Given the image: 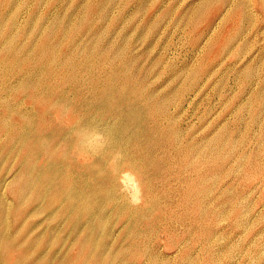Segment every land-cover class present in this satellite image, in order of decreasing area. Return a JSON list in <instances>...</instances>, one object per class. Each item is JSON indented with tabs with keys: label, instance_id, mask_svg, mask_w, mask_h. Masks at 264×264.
Here are the masks:
<instances>
[{
	"label": "rangeland",
	"instance_id": "374dc122",
	"mask_svg": "<svg viewBox=\"0 0 264 264\" xmlns=\"http://www.w3.org/2000/svg\"><path fill=\"white\" fill-rule=\"evenodd\" d=\"M0 81V213L44 264H264V0H0ZM81 96L102 122L131 117L121 147L96 127L102 152L67 147ZM47 160L92 212L47 222L58 189L23 182Z\"/></svg>",
	"mask_w": 264,
	"mask_h": 264
},
{
	"label": "bare ground",
	"instance_id": "6f19581e",
	"mask_svg": "<svg viewBox=\"0 0 264 264\" xmlns=\"http://www.w3.org/2000/svg\"><path fill=\"white\" fill-rule=\"evenodd\" d=\"M112 61V60H111ZM124 70V69H123ZM125 71V70H124ZM123 71V72H124ZM127 74V73H126ZM110 76H111V78L114 80V82H115V84L116 83H118L119 81H118V76L120 75V73H119V71L117 72V71H114V69L111 71V73L109 74ZM68 79V78H67ZM43 80V79H42ZM53 80V79H52ZM31 81V80H30ZM40 81V80H39ZM39 81H38V84H39ZM1 82V81H0ZM59 82V81H58ZM29 83V82H28ZM42 83V82H41ZM40 83V84H41ZM26 84V86H27V83H25ZM29 85V84H28ZM72 85H74V84H72ZM25 86V87H26ZM32 86V85H31ZM30 86V87H31ZM35 86V85H34ZM37 86V85H36ZM70 86V85H69ZM82 86V85H81ZM1 87V86H0ZM22 87V86H21ZM42 87V86H41ZM49 86H47V88H48ZM51 87H53V86H51ZM60 87V86H59ZM3 88V87H2ZM7 88V87H6ZM20 88V87H19ZM23 88V87H22ZM21 88V89H22ZM33 88V87H32ZM38 88V87H37ZM43 88V87H42ZM44 88H46V87H44ZM43 88V89H44ZM46 88V89H47ZM68 88V87H67ZM15 89V88H14ZM29 89V88H28ZM27 89V90H28ZM39 89V88H38ZM49 89V88H48ZM51 89V88H50ZM87 88H85L84 89V91L86 90ZM40 90H41V88H40ZM45 90V89H44ZM65 90V89H64ZM70 90V89H69ZM74 90V89H73ZM19 91V90H18ZM26 91V90H25ZM39 91V90H38ZM83 91V92H84ZM42 92H44L43 90H42ZM50 92V91H49ZM73 92V91H72ZM16 93H18V92H16ZM15 93V94H16ZM37 93V92H36ZM35 93V94H36ZM74 93V92H73ZM72 93V94H73ZM30 94V93H29ZM47 94V93H46ZM76 94V93H75ZM37 95V94H36ZM43 95V94H42ZM38 97L40 96V94L39 95H37ZM47 96V95H46ZM86 96H87V94H86ZM60 97V96H59ZM58 97V99L56 100V102H63V107L65 106L64 104V102L66 101V100H62V99H66V98H64V96L63 95H61V98L62 99H60ZM68 97H69V93H68ZM74 97V96H73ZM76 97V96H75ZM2 98V97H1ZM71 98V97H70ZM35 99V98H34ZM51 99V98H50ZM67 99H69V98H67ZM1 100V99H0ZM9 101V100H8ZM14 101V100H13ZM15 102V101H14ZM124 102V101H123ZM69 103V102H68ZM68 103H67V105H68ZM8 106H9V104L8 103H6ZM80 107H81V115H80V123H79V125L77 126V129H74V128H76V127H73L71 130H74L75 132V135L74 136H72V138H69L68 140H66L67 142H68V145H67V147L68 146H71L70 144H73V146L74 145H76V147L78 148V150H79V152H80V154L82 153V154H85V156L87 155V157L92 153V152H96V153H98V152H102L104 149H102V147L100 146V147H97V148H95V149H93V141H94V136L95 135H92V129H93V127H96V128H98V129H102V130H104V128H105V131L107 132V133H109V135H110V142H111V144H116V146H119V147H121L122 146V141H120V140H118V133H119V130H120V128L123 126V124H125L129 119H131V117L130 116H124V117H119V116H117V117H115L116 119H119L120 120V123L121 124H118V125H112V124H109V123H107V122H102L101 120H100V118L99 117H91V115L89 116L88 115V110H89V108H88V106H89V104H90V102H89V100L87 99V98H85V97H80ZM124 104V103H123ZM6 105V106H7ZM15 105V104H14ZM13 105V106H14ZM69 105H72V104H69ZM68 105V106H69ZM54 107H55V105H54ZM7 108V110H8V107H6ZM14 109V108H13ZM10 110V109H9ZM64 110V109H63ZM140 110V107L136 110V111H139ZM79 111H80V109H79ZM12 112V111H11ZM10 112V114H13V112L11 113ZM66 113V112H65ZM8 115V114H7ZM36 115H37V113H36ZM37 117V116H36ZM28 119V118H27ZM27 119H25V120H27ZM30 120V119H29ZM34 120V119H33ZM31 121V120H30ZM24 123H26V122H24ZM31 122H27V124H25V125H23V126H21V129L20 130H18V132L16 133V138L19 136V135H21L20 136V138H21V140H23V141H25V138L27 137V133H26V131L28 130V128L29 127H31V124H30ZM33 123V122H32ZM36 123V122H35ZM59 124V123H58ZM35 126V125H34ZM74 126V125H73ZM76 126V125H75ZM36 127V126H35ZM44 130V129H43ZM66 131V130H65ZM64 131V132H65ZM7 132H8V130H7ZM6 132V133H7ZM10 132V131H9ZM34 132V131H33ZM32 133V132H31ZM39 134V133H38ZM33 136H32V141H34L35 142V144H37V143H39L38 144V147H39V153L37 152V154L38 155H40L42 152H43V149H44V146L45 145H49V143H48V141L50 140L47 136H42V135H34V134H32ZM58 135V134H57ZM73 135V134H72ZM59 136V135H58ZM53 137V136H52ZM61 137V136H60ZM63 137H64V134H63ZM70 137V136H69ZM31 138V137H30ZM52 139V138H51ZM14 140H15V138H13V142H14ZM20 140V141H21ZM29 140V139H28ZM22 142V141H21ZM20 142V143H21ZM33 142V143H34ZM64 142V141H63ZM19 143V144H20ZM45 143H48V144H45ZM66 143V142H65ZM45 144V145H44ZM57 144V143H56ZM61 144V143H60ZM26 146V145H25ZM33 146H34V144H33ZM17 147V146H16ZM19 147V146H18ZM24 147V146H23ZM47 146H45V148H46ZM49 147V146H48ZM36 148V147H35ZM17 150V149H16ZM23 150V149H22ZM32 150H34L33 148H32ZM98 150H100V151H98ZM37 151V150H36ZM45 151H47V149H45ZM71 151V150H70ZM76 151V150H75ZM77 152V151H76ZM65 153H66V151H65ZM13 154H15V153H13ZM28 154V153H27ZM76 154V153H75ZM79 154V155H80ZM33 155H36V152H35V154H33ZM71 155L73 156V154L71 153ZM78 155V154H77ZM27 156H29V155H27ZM43 156V155H42ZM39 157V156H38ZM64 157V156H63ZM65 157H66V155H65ZM81 157H83V156H81ZM34 158H37V157H34ZM86 158V157H85ZM85 158H83V159H85ZM2 159V158H1ZM24 159V158H23ZM41 159V158H40ZM47 159H49V156L47 157ZM131 159V158H130ZM60 159H58V161H59ZM27 161V160H26ZM39 161V160H38ZM56 161V160H55ZM54 161H49V160H47L46 161V164L43 166L42 165V167H41V169L40 168H37V165H31L30 167H28V168H26V172L28 173V176H27V178H24V184H25V186L27 187V189L28 190H32V188L35 186V184L39 181V179H41L37 184H40L41 185V183H46V190H47V192H51V191H54L55 190V188H57L58 189V196H59V198H58V201H59V203L61 204L60 205V207L61 206H64V207H61V208H55L54 206H53V208H50L51 209V211H53L52 213H51V216H50V218L47 220V222L49 221V220H55L56 218H63V217H61V216H64V217H66V216H68V212H69V209L71 208V203L73 204L76 200L78 201V200H80V201H82V203H83V208L81 209V211H88V213H89V211H91V210H93V208L91 207L90 208V206H89V203H91V200H86V198H85V195H84V193L82 192H80V191H82V188L78 185V183H77V181H75L74 182V180H73V183L72 184H67V182H68V179L66 180V178H63V179H61V174H62V172L59 174V172L57 173V169L58 168H55L54 170H53V163ZM22 163V162H21ZM27 163H29V160L27 161ZM44 163V162H43ZM56 163V162H55ZM67 163V162H66ZM69 163V162H68ZM101 163H103V159H100V164ZM25 164H26V162H25ZM57 164V163H56ZM71 164V163H70ZM65 165V164H64ZM58 166H60V165H58ZM131 166H134V164L131 162ZM25 167H27V166H25ZM40 167V166H39ZM66 167V166H65ZM67 168V167H66ZM76 168H77V165H76ZM84 168V167H83ZM82 169V168H81ZM64 170V169H63ZM73 170V172H74V169H72ZM85 170H86V168H85ZM48 171H52V173H47ZM78 171V170H77ZM84 171V170H83ZM25 172V173H26ZM64 172H65V170H64ZM66 173V172H65ZM88 173V172H87ZM76 174V173H75ZM78 174V173H77ZM76 174V175H77ZM74 175V174H73ZM79 175H81V174H79ZM21 177H22V174H21ZM84 177H86V175L84 176ZM75 178V177H74ZM83 178V177H82ZM19 179H20V175H19ZM80 179V178H79ZM75 180H77V179H75ZM84 180V179H83ZM82 180V181H83ZM88 180H89V178H88ZM17 181H18V179H17ZM81 181V182H82ZM60 183V186L58 185V183ZM57 183V184H56ZM36 184V185H37ZM80 184V183H79ZM83 184H85L84 182H83ZM40 185L38 186V188H37V190L39 189V187H40ZM99 185V184H98ZM100 186V185H99ZM78 188H79V190H78ZM88 189V188H87ZM90 189V188H89ZM83 191H84V189H83ZM87 191V190H86ZM38 193H37V196H35V198L33 199L34 200V204H36L37 202H39L42 198H46L47 196H49V193H43L42 191H37ZM52 193V192H51ZM54 194V193H53ZM86 194V193H85ZM20 195H22V194H20ZM23 197H24V195H23ZM23 199V198H22ZM60 199V200H59ZM79 202V201H78ZM77 202V203H78ZM99 202V201H98ZM80 203V202H79ZM54 205V204H53ZM101 205V204H100ZM95 207V206H94ZM77 208V207H76ZM75 208V209H76ZM121 207H119V209H120ZM74 209V210H75ZM126 209V208H125ZM2 211V210H1ZM123 211V210H122ZM152 211V210H151ZM155 210H153L152 212H154ZM37 212H39V209L37 208ZM92 212V211H91ZM2 213H4V212H1L0 214H2ZM61 213V214H60ZM78 213H79V211H78ZM137 213H139V212H137ZM72 214H74V213H72ZM102 214V213H101ZM79 215V214H78ZM77 215V216H78ZM88 214H87V212H86V216H87ZM122 215V214H121ZM2 216H4L3 214L0 216V240H1V242L2 241H5L4 243L2 242V244H6L7 245V247H10V248H12V250H16V251H19L20 252V256H18L17 257V259L15 260V262L13 263V264H44L45 263V259H46V256L43 258V255H42V253H35L36 252V250H33V249H38V248H34V246H33V244L31 243V244H27V242L26 241H28L27 239H26V236L24 235V237H21V239H19L18 241L12 236V235H14V234H12V233H10V235H8V225H9V221H8V223H7V220L8 219H5L4 217H2ZM82 217V216H81ZM103 217H104V215H103ZM157 217V216H156ZM26 218V217H25ZM73 218V217H72ZM72 218H71V220H72ZM139 215H134L133 217H132V220H131V225L135 222V220L137 219V220H141V218H139ZM163 218V217H162ZM98 219V218H97ZM158 219V218H157ZM68 220V219H67ZM160 220V219H159ZM62 220H60V222H61ZM99 222H100V219L98 220ZM102 221V220H101ZM142 221V220H141ZM144 221V220H143ZM58 222V221H57ZM84 222V221H83ZM23 223V222H22ZM21 223V224H22ZM74 223V222H73ZM129 223V222H128ZM139 223V222H138ZM11 224V223H10ZM67 224V223H66ZM98 224V223H97ZM100 224V223H99ZM103 224V223H102ZM73 225V224H72ZM79 225V224H78ZM138 226H139V224H137ZM55 226V225H54ZM100 226V225H99ZM103 226V225H102ZM135 226V225H134ZM53 227V226H52ZM51 227V228H52ZM104 227V226H103ZM102 227V228H103ZM10 228H11V226H10ZM50 228V229H51ZM58 228V227H57ZM56 228V229H57ZM100 228V227H99ZM101 228V229H102ZM128 228V227H127ZM135 228V227H134ZM136 228H137V226H136ZM140 228V227H139ZM32 229V228H31ZM49 229V230H50ZM155 229V228H154ZM127 230V229H126ZM136 230V229H135ZM11 231V230H10ZM18 231V230H17ZM22 231V230H21ZM21 231H20V233H21ZM30 231V230H29ZM55 231V230H54ZM132 231H134V230H132ZM14 232H16V231H14ZM19 233V234H20ZM12 234V235H11ZM46 234H47V232H46ZM18 235V234H17ZM16 234L14 235L15 237L17 236ZM44 236V235H43ZM49 236H50V234H49ZM129 236V235H128ZM17 238V237H16ZM36 238H37V236H36ZM45 238V237H44ZM132 239V238H131ZM23 241H25L24 242V244H23ZM38 241V240H37ZM36 241V242H37ZM57 241V240H56ZM56 241L53 243L54 244V246L56 245ZM40 243H42V242H40ZM134 243H132V245H133ZM40 245V244H39ZM46 245V244H45ZM131 245V246H132ZM38 247V246H37ZM146 247V246H145ZM2 248V247H1ZM8 249V248H7ZM47 249V248H46ZM46 249H43V251L44 250H46ZM1 250V249H0ZM49 250H51L50 248H49ZM49 250L47 251V252H49ZM57 250V249H56ZM35 251V252H34ZM42 251V252H43ZM65 251V250H64ZM54 252H56V251H54ZM50 253V252H49ZM144 253V252H143ZM138 254V253H137ZM0 255H1V252H0ZM68 255V254H67ZM2 256V255H1ZM50 257V256H49ZM49 257H47L48 259H49ZM56 258V256H55V253H54V257H53V259H52V262L53 261H55L54 259ZM100 258V257H99ZM39 259H42V260H39ZM58 259V258H57ZM98 259V258H97ZM116 259L118 260L119 259V257L117 258V256H116ZM152 259V258H151ZM85 260V259H84ZM84 260H83V262H84ZM47 261V260H46ZM50 261V260H49ZM89 261V260H88ZM94 261V260H93ZM96 261V260H95ZM98 261V260H97ZM95 262V263H98V262ZM57 262V261H56ZM91 262V264H94V262H92V261H90ZM47 263V262H46ZM50 263V262H49ZM54 263V262H53ZM58 263V262H57ZM0 264H6V263H2V261L0 262ZM89 264V263H88Z\"/></svg>",
	"mask_w": 264,
	"mask_h": 264
}]
</instances>
